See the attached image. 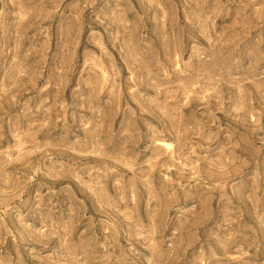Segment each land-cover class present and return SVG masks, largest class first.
Returning a JSON list of instances; mask_svg holds the SVG:
<instances>
[{"label":"rangeland","instance_id":"374dc122","mask_svg":"<svg viewBox=\"0 0 264 264\" xmlns=\"http://www.w3.org/2000/svg\"><path fill=\"white\" fill-rule=\"evenodd\" d=\"M0 264H264V0H0Z\"/></svg>","mask_w":264,"mask_h":264}]
</instances>
